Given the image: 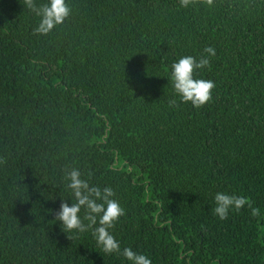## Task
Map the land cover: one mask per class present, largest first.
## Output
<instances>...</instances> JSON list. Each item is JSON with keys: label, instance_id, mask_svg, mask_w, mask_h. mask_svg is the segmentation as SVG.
<instances>
[{"label": "trees", "instance_id": "16d2710c", "mask_svg": "<svg viewBox=\"0 0 264 264\" xmlns=\"http://www.w3.org/2000/svg\"><path fill=\"white\" fill-rule=\"evenodd\" d=\"M66 3L38 35L24 0H0V264H130L55 219L74 202L71 168L116 192L121 249L152 264H264V0ZM206 46L216 56L194 77L216 88L194 109L171 66ZM217 192L251 207L220 220Z\"/></svg>", "mask_w": 264, "mask_h": 264}, {"label": "clouds", "instance_id": "9594fccd", "mask_svg": "<svg viewBox=\"0 0 264 264\" xmlns=\"http://www.w3.org/2000/svg\"><path fill=\"white\" fill-rule=\"evenodd\" d=\"M208 6H213L214 0H203ZM25 6L40 17V22L34 33L47 35L57 25L62 24L71 14V8L66 0H49L47 4L37 5L35 0H24ZM179 6L190 7L195 0H178ZM216 56L212 46H206L200 58L186 55L178 59L171 66V80L180 103L191 104L194 109L203 108L213 99L216 83L211 79L194 77L197 70L210 69L211 58ZM170 106H178L175 99L169 102ZM65 178L68 188L72 191L71 206L62 202L55 219L62 223L64 231L83 233L91 229V234L97 246L108 255L122 256L130 264H152L151 259L134 251L131 247L121 249L116 236L112 233L116 223L125 215V209L116 198V192L111 186L101 188L92 185L88 180L81 178L78 168L66 169ZM215 207L213 214L220 220L228 218L230 210L240 211L248 205V198L227 192H217L214 197ZM84 216L81 218V210ZM256 210L253 209V214ZM87 221V223H85Z\"/></svg>", "mask_w": 264, "mask_h": 264}]
</instances>
